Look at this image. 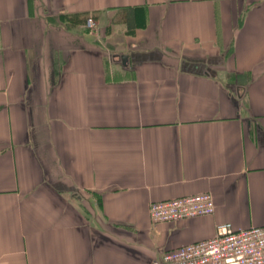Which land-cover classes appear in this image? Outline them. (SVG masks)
Here are the masks:
<instances>
[{
  "label": "crops",
  "instance_id": "1",
  "mask_svg": "<svg viewBox=\"0 0 264 264\" xmlns=\"http://www.w3.org/2000/svg\"><path fill=\"white\" fill-rule=\"evenodd\" d=\"M221 224L264 227V0H0V264H152Z\"/></svg>",
  "mask_w": 264,
  "mask_h": 264
},
{
  "label": "built area",
  "instance_id": "2",
  "mask_svg": "<svg viewBox=\"0 0 264 264\" xmlns=\"http://www.w3.org/2000/svg\"><path fill=\"white\" fill-rule=\"evenodd\" d=\"M85 25L90 31L95 28L92 18ZM214 211V199L208 193L154 202L148 208L153 223L211 216ZM152 264H264V227L236 230L221 224L213 238L181 246Z\"/></svg>",
  "mask_w": 264,
  "mask_h": 264
},
{
  "label": "water",
  "instance_id": "3",
  "mask_svg": "<svg viewBox=\"0 0 264 264\" xmlns=\"http://www.w3.org/2000/svg\"><path fill=\"white\" fill-rule=\"evenodd\" d=\"M124 60V59H123Z\"/></svg>",
  "mask_w": 264,
  "mask_h": 264
}]
</instances>
